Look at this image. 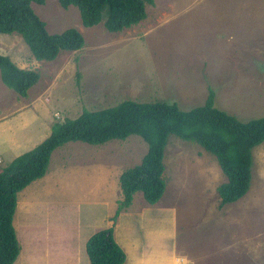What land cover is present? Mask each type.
<instances>
[{
	"label": "rangeland",
	"instance_id": "1",
	"mask_svg": "<svg viewBox=\"0 0 264 264\" xmlns=\"http://www.w3.org/2000/svg\"><path fill=\"white\" fill-rule=\"evenodd\" d=\"M32 5L49 32L75 27L85 37L81 49L63 50L47 61L37 60L20 34L0 32V53L40 73L28 96L7 87L9 104L15 94L18 107L39 103L50 132L84 109L124 99L176 101L190 109L205 102L210 87L217 107L242 120L264 116V0H155L145 20L119 32L108 31L104 21L84 26L79 9L64 8L59 0ZM2 86L7 85L0 72V91ZM147 150L136 134L56 148L45 175L18 193L26 198L17 214L23 222L15 264H89L87 239L109 226L121 239L133 234L145 244L147 239L160 264L170 262L173 248L180 253L177 264H264V142L252 150L247 193L220 207L217 187L227 177L216 156L171 135L163 196L150 204L136 192L115 219L122 197L119 175Z\"/></svg>",
	"mask_w": 264,
	"mask_h": 264
},
{
	"label": "trees",
	"instance_id": "2",
	"mask_svg": "<svg viewBox=\"0 0 264 264\" xmlns=\"http://www.w3.org/2000/svg\"><path fill=\"white\" fill-rule=\"evenodd\" d=\"M33 2L46 0H0V32L18 33L37 60L52 61L63 50L75 51L85 45L84 35L75 27L51 33L36 13ZM64 7L76 6L82 24L91 27L104 21L108 31L119 32L147 17V6L155 0H59ZM106 12V16L104 15ZM2 81L21 96L39 81L36 69L18 66L0 53ZM136 134L148 143L141 161L120 174L122 197L114 218L142 192L154 204L164 194V155L169 137L176 135L199 143L216 156L227 180L217 187L220 207L242 198L252 180L253 153L264 142V116L242 120L216 106V91L209 88L205 102L183 109L176 101L139 102L124 99L98 109H84L75 118H66L52 127L51 134L32 149L18 155L0 169V264H14L21 246L13 220L18 193L47 172L51 155L69 141L103 144ZM89 264H123L127 255L115 239L114 227L95 231L86 242Z\"/></svg>",
	"mask_w": 264,
	"mask_h": 264
},
{
	"label": "crops",
	"instance_id": "3",
	"mask_svg": "<svg viewBox=\"0 0 264 264\" xmlns=\"http://www.w3.org/2000/svg\"><path fill=\"white\" fill-rule=\"evenodd\" d=\"M7 87L8 86H5L3 88L2 86L0 91V102H3V108H0V169L3 167L2 164L5 162L6 159L8 162H11L18 155L27 151L28 148L32 149L33 147L38 145L40 142L46 139L51 133L49 130L50 120L46 118L45 115H43L39 103L37 106H33L35 110L32 107H30V103H28L27 101L25 107L24 106L18 107L17 100L20 101V96L15 94L16 97L15 100L13 99V104H11L13 106L11 107L9 103H11L10 99L12 98L9 97V90ZM22 98L26 99L27 97H22ZM42 120L44 121L43 123L45 125V126L43 125V128L48 129L46 133H44L41 128ZM25 198L26 197L19 196V198L17 199L18 210H16L17 213L15 212L16 215L14 216V220H13V223H15L16 231L17 230L19 231L22 226L23 219L19 218L17 214L22 206L21 204L25 203ZM26 200H27L26 203L28 204L30 202H33L30 199H26ZM165 218H168V215H166ZM114 235L117 242L120 244V246L125 250L127 254V261H125L123 264H160L159 261L161 262V260H158L157 258H153L151 256L152 251L149 253L148 251L149 246H146V244H148L147 239H146L147 241L146 244L141 240L138 241L134 239L137 238L136 234H133L134 236L131 235L125 239H121L118 236V231L116 227L114 228ZM18 240H19V236H18ZM127 248H129V250ZM127 251L129 253H127ZM172 251L173 252L171 253L170 256V262L161 263V264H177V262H179L180 259L178 257V254L180 253H178L174 248L172 249ZM166 253H169V251L162 252V254H166ZM160 254L158 257H160ZM19 257L20 254L17 260L19 259Z\"/></svg>",
	"mask_w": 264,
	"mask_h": 264
}]
</instances>
